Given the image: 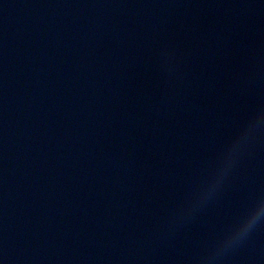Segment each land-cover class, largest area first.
Here are the masks:
<instances>
[{"label":"water","instance_id":"water-1","mask_svg":"<svg viewBox=\"0 0 264 264\" xmlns=\"http://www.w3.org/2000/svg\"><path fill=\"white\" fill-rule=\"evenodd\" d=\"M264 0H0V264H193L264 194ZM221 264H264V225Z\"/></svg>","mask_w":264,"mask_h":264},{"label":"clouds","instance_id":"clouds-1","mask_svg":"<svg viewBox=\"0 0 264 264\" xmlns=\"http://www.w3.org/2000/svg\"><path fill=\"white\" fill-rule=\"evenodd\" d=\"M264 138V109L256 112L238 131L236 137L224 145L209 165V172L201 184L188 195L180 209L178 220L193 218L223 190L241 161L250 153L258 139ZM264 225V194L258 196L223 236L207 251L193 258V264H221L223 258L241 248L258 227Z\"/></svg>","mask_w":264,"mask_h":264}]
</instances>
